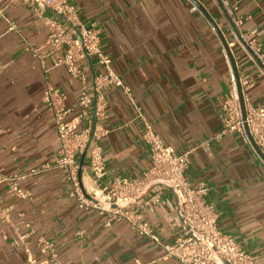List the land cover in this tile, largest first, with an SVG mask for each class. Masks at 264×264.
<instances>
[{"label": "crops", "instance_id": "obj_1", "mask_svg": "<svg viewBox=\"0 0 264 264\" xmlns=\"http://www.w3.org/2000/svg\"><path fill=\"white\" fill-rule=\"evenodd\" d=\"M219 1L69 0L80 23L99 31L112 69L162 142L178 154L192 150L186 176L208 188L218 230L264 264V165L236 133L209 141L221 128L230 67L235 78L248 77L251 103L264 101V76L237 50L232 52L236 71L225 57L209 20L224 39L231 38ZM225 1L237 7L241 29L256 31L264 41V0ZM192 4L199 12L190 11ZM0 9V174L6 178L0 181V264H29L28 254L37 264H53L51 254L61 264H179L124 221L107 225L106 214L77 209L61 171L29 174L54 163L57 152L52 115L42 102L45 89H58L70 107L78 85L63 67L52 69V58L61 52L48 55L46 29L33 12L20 3H0ZM5 20L16 30H8ZM82 66L89 80L99 71L94 60ZM106 101L100 125L108 133L99 141L106 176L94 183L86 155L80 156L86 187H102L109 177L141 179L150 168L130 101L114 88ZM13 186L28 197L18 196ZM157 191L153 186L145 197ZM160 192L161 203L139 210L167 245L180 223L171 193Z\"/></svg>", "mask_w": 264, "mask_h": 264}, {"label": "built area", "instance_id": "obj_2", "mask_svg": "<svg viewBox=\"0 0 264 264\" xmlns=\"http://www.w3.org/2000/svg\"><path fill=\"white\" fill-rule=\"evenodd\" d=\"M219 2L231 37L225 42L232 57V52L237 50L244 61L252 64L264 76V41L258 40L256 31L244 32L241 29L242 18L236 15V6H229L225 0ZM0 3L7 6L20 3L33 12L46 29V44L51 48L48 55L61 52L60 57L52 58V69L63 67L78 85L77 100L70 107L66 106L65 96L58 89L50 86L45 89L42 102L52 115L57 134V152L54 163L32 169L29 174L61 171L69 184L68 195L77 209L106 214L107 225L124 221L139 237L159 245L167 258L179 264H258L256 258L242 249L231 236L218 230L217 213L206 200L208 188L203 184L193 185L186 176L192 150L178 154L154 132L141 107L133 101L131 90L112 69L111 58L101 49L99 31L95 26L81 24L69 0H0ZM190 11L199 12V9L192 4ZM46 13L59 19L46 17ZM5 21L8 30H16L12 22ZM33 54L42 58L36 52ZM224 54L229 61L226 51ZM89 60H94L99 69L90 80L82 66L83 62ZM230 75L228 93L221 107V128L209 141L220 140L227 133H236L264 165L249 139L264 156V101L253 105L247 95L251 86L248 77L238 78L242 112L231 67ZM112 88L122 91L132 105L134 118L142 127L141 140L148 149L150 168L141 179L109 177L102 187L94 184L86 187L80 175V156L86 155L94 183L106 176L99 141L108 131L101 127L100 122L105 117L106 97ZM3 180L6 181V178L0 174V181ZM153 186H157L159 191L145 197ZM162 189L171 193L180 223L178 236L167 245L160 243L159 236L139 210L140 207L151 208L161 203ZM12 190L21 198L28 197L16 186ZM51 257L53 264H61L55 254H51ZM27 261L37 264L30 254Z\"/></svg>", "mask_w": 264, "mask_h": 264}, {"label": "water", "instance_id": "obj_3", "mask_svg": "<svg viewBox=\"0 0 264 264\" xmlns=\"http://www.w3.org/2000/svg\"><path fill=\"white\" fill-rule=\"evenodd\" d=\"M209 20H210L211 24L213 25V27L215 28V30H217V33H218V35L220 36V39H221L222 44H223V46H224V48H225V50H226V53H227L228 56H229V60H230V62H231V64H232V67H233L234 70H235V62H234V60H233V57H232V55H231L229 49L227 48V45H226L225 39L223 38V36H222L221 33L219 32V30L217 29L215 23L212 22V20H211L210 18H209ZM235 71H236V70H235ZM235 80H236L237 90H238V96H239V100H240V104H241L242 112H243L242 96H241V90H240V87H239V84H238V77H237V76H236ZM249 139H250V142H251L252 146L254 147L255 151L257 152V154H258V155L263 159V161H264V156H263V155L259 152V150L254 146V143H253L252 139H251L250 137H249Z\"/></svg>", "mask_w": 264, "mask_h": 264}]
</instances>
